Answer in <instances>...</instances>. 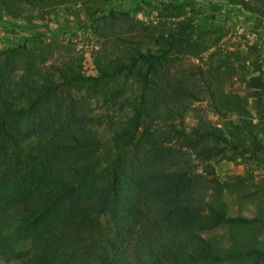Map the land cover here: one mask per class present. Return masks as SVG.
<instances>
[{
  "label": "trees",
  "instance_id": "1",
  "mask_svg": "<svg viewBox=\"0 0 264 264\" xmlns=\"http://www.w3.org/2000/svg\"><path fill=\"white\" fill-rule=\"evenodd\" d=\"M50 1L0 0V18L1 12L19 18L23 7ZM225 1L264 20L263 10L246 0ZM109 16L115 20L112 11ZM191 33L183 21L138 42L113 37L111 56L94 58L96 76L84 75L72 60L46 65L47 58L18 46L0 51V261L264 264V205L252 218L228 216L209 198L224 186L193 172L181 150L211 142L223 147L219 153L238 151L264 166V102L251 113L246 97L225 92L220 66L172 71L178 55L206 51ZM232 72L228 63L225 74ZM132 76L139 93L127 104L125 83ZM98 95L109 108L128 111L104 151L88 110ZM203 100L226 125L213 127L199 117L189 133L177 128ZM144 124L164 126L181 148L161 145L152 133L140 144ZM215 229L224 230L221 242L203 237Z\"/></svg>",
  "mask_w": 264,
  "mask_h": 264
},
{
  "label": "rangeland",
  "instance_id": "2",
  "mask_svg": "<svg viewBox=\"0 0 264 264\" xmlns=\"http://www.w3.org/2000/svg\"><path fill=\"white\" fill-rule=\"evenodd\" d=\"M246 1L264 12V0ZM185 3L189 5L185 7ZM23 8L19 18L1 12L0 51L18 46L23 53L47 58L46 65L72 60L81 65L84 75L96 76L94 58L98 52L111 56V38L138 42L187 21L198 48L205 47L206 51L198 55H178L172 71L192 70L196 74V68L220 66L225 92L246 97L251 113L264 102V20L229 7L225 0H55L39 9ZM110 11L115 20L109 16ZM176 15L179 17H171ZM145 47L146 44L143 49ZM211 52L218 55L211 58ZM228 63L233 67L229 76L225 74ZM125 85L127 104H132L139 93L137 78L130 77ZM80 92L75 96L83 95ZM252 92L258 94L251 96ZM87 93L91 95L90 91ZM98 98L99 95L90 98L88 110L95 120L94 129L104 151L109 147L112 130L128 111L126 108L120 111L118 106L109 108ZM190 108L182 124H176L186 133L196 126L199 117L213 127L223 128L227 123L213 114L204 100ZM165 132L164 126L144 124L139 130L140 144L144 145L152 133L154 138L159 136L161 145L180 149L182 141L167 137ZM219 148L223 147L204 142L196 150L184 147L181 150L189 157L193 172L214 178L224 186L212 190L210 200L220 204L228 216L252 218L257 214L256 208L264 205V166L252 163L238 151L223 149L219 153ZM110 219L109 214L101 216L105 230L111 227ZM223 233L224 230L215 229L203 232V237L221 242ZM0 264L16 263L0 261Z\"/></svg>",
  "mask_w": 264,
  "mask_h": 264
}]
</instances>
